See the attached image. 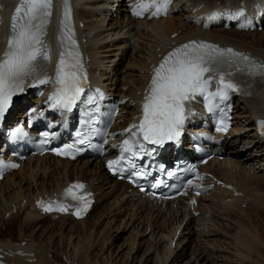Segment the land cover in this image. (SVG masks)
<instances>
[{"label": "bare ground", "instance_id": "bare-ground-1", "mask_svg": "<svg viewBox=\"0 0 264 264\" xmlns=\"http://www.w3.org/2000/svg\"><path fill=\"white\" fill-rule=\"evenodd\" d=\"M74 1L77 25L83 23V27L76 30L82 35L83 45L91 59L89 66L104 79V86L111 95L128 100L126 105L139 103L145 89L150 87L156 67L167 54L185 43L202 41L217 44L261 58L264 62V33L209 29L213 22L209 16L216 12L214 9L237 10L243 8L239 5L244 1L248 13H252L251 6L256 5L258 7L253 12L260 9L258 13L264 14V0H224L219 5V1L173 0L169 10L173 15L159 20H148L147 17L144 20L132 19L128 15L129 2L126 0ZM115 2L119 4L116 14L111 13V5ZM20 3L21 0H0V22H4L0 25V57L6 50L12 18ZM180 5H185L182 10L184 24L177 22L174 16ZM60 15L61 10L57 7L45 38L47 53L57 41ZM124 30L130 35L128 39H111L108 47L104 45L106 32H110L107 36H113L116 31H120L116 32L118 35ZM173 35L177 37L172 38ZM172 46L175 47L170 50ZM127 49L134 51L133 55L137 54L127 60L120 72ZM114 62L116 64L110 66ZM54 67L55 62L46 59L40 72L47 75ZM254 86L250 99L237 100L235 127L241 129L225 138V145L231 150L230 157L226 161L209 163L206 167L225 185L216 184L215 189L207 190L198 198L194 210L183 199L159 204L152 203L149 197H139L134 191H129L128 185L115 181L100 161L71 163L45 156L24 162L18 172L0 182V262L264 264V242L256 231L264 216V155L254 152L260 146L253 134L256 119L264 117V85ZM140 113L141 108L138 107L127 111L120 117L124 120L121 125ZM75 180L86 182L94 193L96 203L90 213L93 215V227L88 226V217L75 220L70 216H43L34 208L36 201L55 195ZM228 185L231 188L226 189ZM109 197H113L111 202L118 211L106 219L105 203H102ZM12 221L18 222L20 241L11 236ZM42 222L47 228H54L52 233L47 230L41 233L47 240L43 241L46 237L41 240L24 234L25 229ZM127 235L129 238H125ZM120 240L124 241L114 246V242Z\"/></svg>", "mask_w": 264, "mask_h": 264}, {"label": "snow or ice", "instance_id": "snow-or-ice-1", "mask_svg": "<svg viewBox=\"0 0 264 264\" xmlns=\"http://www.w3.org/2000/svg\"><path fill=\"white\" fill-rule=\"evenodd\" d=\"M169 0H163L162 6L166 9ZM52 0H21L15 9L12 18V36L8 42L7 50L0 57V121H3L5 113L12 103L13 96L22 92L26 77L36 74L39 61L50 59L43 47L42 37L46 34L44 26L47 17L51 15ZM147 9L150 5H141ZM161 7H157L153 15H158ZM141 15L140 11L135 13ZM243 9L226 13L216 11L209 16V20H215L220 16L227 19H238L244 16ZM70 18V8H66L65 21ZM250 24L240 23L239 27H250ZM70 44L75 45L72 35L67 36ZM72 62L61 55L56 70L55 83L58 86L56 92L50 97L52 106L71 109L77 101L84 96L82 83L86 82V74L80 62L78 52L67 53ZM229 69L245 73L249 76H264V62L256 61L241 52L231 48H221L206 42L192 41L171 53L154 70L149 93L143 104V117L139 124H134L126 131L131 133L133 140L123 141V153L131 157L137 155L136 148H143L141 141L163 146L166 141H178L186 120V102L194 100L197 96L202 97L213 110L214 103L229 99L230 92H239L240 86L231 79L234 74ZM217 81V88L210 91L213 81ZM48 80H40L47 83ZM87 103H95L94 98L84 97ZM264 130V121L260 122ZM135 129V131H133ZM218 131H227V126L221 122ZM17 135L23 134L22 129L17 130ZM79 143L85 141L81 139ZM73 146L69 145L67 150H60L57 154L72 155ZM79 151V149H76ZM125 159L124 155L119 160L108 162L109 169L120 164ZM134 166V165H133ZM7 167H18L12 164ZM137 176L143 173L137 172ZM83 184L70 186L65 195L70 196L73 201L81 205L77 207L75 214L80 216L86 213L91 201L86 199L89 193L77 194L74 189H84ZM45 211L65 212L67 208L63 204L50 201L47 204L41 202Z\"/></svg>", "mask_w": 264, "mask_h": 264}, {"label": "rangeland", "instance_id": "rangeland-1", "mask_svg": "<svg viewBox=\"0 0 264 264\" xmlns=\"http://www.w3.org/2000/svg\"><path fill=\"white\" fill-rule=\"evenodd\" d=\"M208 1H211V2H217V1H221V2H223L224 0H208ZM119 4H117V2H115V3H113V5H111V13H114V12H117L118 10H119V6H118ZM181 6V5H180ZM179 6V7H180ZM185 7V5H182L181 6V8H179L180 9V11L179 10H177L176 12H181L180 14H179V12L178 13H174V16H175V20L177 21V22H181L182 24H184L185 22H184V16H183V13L182 12H184V11H182L183 10V8ZM110 9V8H109ZM115 9V10H114ZM109 13H110V11H109ZM114 14H116V13H114ZM179 14V15H178ZM181 16V17H180ZM110 17V16H109ZM179 20V21H178ZM117 32V31H116ZM115 32V35H109L110 34V32H106L103 36L104 37H106L105 39H106V42L103 40V43H105L104 45L105 46H109L110 45V43H111V39H119V40H125V39H128L129 38V34L128 33H126L127 32V30H124V31H122V33H119L118 35H117V33L118 32H120V31H118L117 33ZM107 33H109L108 34V36H107ZM134 33V32H133ZM260 34H263L264 33V31H262V32H259ZM259 34V35H260ZM101 37V39H104V37ZM110 36V37H109ZM113 37V38H112ZM108 38V39H107ZM108 40V41H107ZM128 44H130V43H128ZM127 44V45H128ZM134 52V51H133ZM130 49H127L126 50V53H124V55H123V57H122V59H123V61H121V64L123 65V66H121V67H119V70H120V72H122L123 70H124V67H125V64L126 63H128V61L127 60H129V59H131V57L132 56H135L137 53H134V55L132 54L133 53ZM118 59L120 60L121 59V57L120 58H117V61H116V63L118 62ZM115 62L114 63H111L110 64V66H114V64H116ZM126 71V70H125ZM127 72L128 71H126V74H127ZM119 78L120 79H123L120 75H119ZM127 79H126V77H125V81H126ZM112 198V199H111ZM111 201H113V197H109L108 199H107V201L106 202H103L102 203V205L104 204V209H105V217H106V219L108 218V217H111L112 215H111V213L112 214H114L115 212L117 213V211H118V207L116 206V205H114L113 204V202H110ZM110 203V204H109ZM101 204V203H100ZM112 207H111V206ZM110 207V208H109ZM117 207V208H116ZM244 207V209H249L247 206H243ZM109 209V210H108ZM113 209V210H112ZM117 210V211H116ZM109 212V213H108ZM96 213V212H95ZM115 213V214H116ZM114 214V215H115ZM111 215V216H110ZM262 218L263 219H261L262 221H263V223H261V221H257L258 222V224L260 225V226H257L256 227V231L258 230L259 232H258V236H260V239H262V241L264 242V225H261V224H264V216H262ZM88 221V226L89 227H93V225H94V220H93V215H90L89 217H88V219H87ZM12 224H13V230H12V238L14 237V239H17L18 241H20V239L18 238V232H17V224H18V222H14V221H12ZM47 224H49V223H47ZM35 226H36V229H35ZM35 226H33V227H31V228H27V229H25V235L27 236H32V237H36V238H39V239H43L44 237H46V236H44V237H42L41 236V233H43V231L44 230H47V232H49V233H52L54 230H52V229H54V228H49V230H48V228H47V225L46 224H44L43 222L42 223H40L39 225H35ZM33 228V229H32ZM99 228V227H98ZM97 228V229H98ZM258 228V229H257ZM261 228V229H260ZM31 229V230H30ZM51 229V230H50ZM3 231L5 230V228L3 227V229H2ZM29 230V231H28ZM41 230V231H40ZM36 231V232H35ZM30 234H29V233ZM33 232V233H32ZM44 232H46V231H44ZM38 233V234H37ZM36 234V235H35ZM17 236V237H16ZM41 236V237H40ZM89 237V236H88ZM129 238V235H127L125 238ZM124 238V239H125ZM33 240H36V239H33ZM38 240V239H37ZM45 240H47V237L46 238H44L43 239V241H45ZM124 240H120V241H117V242H114V246H117V245H119V244H121L122 242H123ZM52 255H50L49 257H51Z\"/></svg>", "mask_w": 264, "mask_h": 264}]
</instances>
